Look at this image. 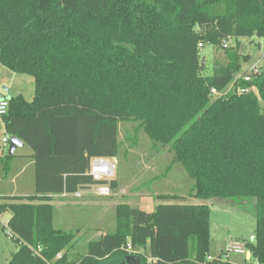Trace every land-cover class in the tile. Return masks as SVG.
<instances>
[{"label": "trees", "instance_id": "1", "mask_svg": "<svg viewBox=\"0 0 264 264\" xmlns=\"http://www.w3.org/2000/svg\"><path fill=\"white\" fill-rule=\"evenodd\" d=\"M246 37L264 39V0H0V64L35 83L33 100L12 97L3 117L35 167L34 195L0 204L11 214L0 230L18 245L7 264H228L207 261L210 207L176 194L159 195L153 213L118 205L115 232L72 259L77 233L55 228L52 197L106 183L92 179L90 163L119 165L125 122L155 152L169 148L171 165L194 180L190 198L254 201L247 247L264 264V69L240 82L250 92L215 97L241 55L224 49L227 64L206 76L199 48Z\"/></svg>", "mask_w": 264, "mask_h": 264}, {"label": "rangeland", "instance_id": "2", "mask_svg": "<svg viewBox=\"0 0 264 264\" xmlns=\"http://www.w3.org/2000/svg\"><path fill=\"white\" fill-rule=\"evenodd\" d=\"M224 42L225 40L220 46L205 44L200 50L205 66L204 75L212 76L217 66L227 64L224 54L226 48H223V44H228V48H234L240 53V72H249L254 66L259 67L260 70L264 69L263 38H227L226 43ZM26 78H30L34 83L32 77ZM29 99L28 101L33 100V98ZM3 124V118H0V187L1 181L5 179V173L11 171L9 169L3 171L10 161L6 157L9 155L11 143V141L8 145L3 143V139H10ZM120 141L121 158L114 177L118 184L116 191H112L109 196H101L96 191V185L95 192H91L89 197H82L79 200L66 199L68 204L63 203L60 206L58 203L61 202V198H53L55 228L77 233L74 250L69 252L73 260L85 255L88 242L115 232L118 205L128 204L144 212L153 213L161 204L158 200L159 195L176 194L186 198L184 204L210 207L211 240L208 256L214 260L211 263L257 264L253 257L248 261L245 254L250 253L247 243L255 239L256 219L253 200L233 202L190 198L189 193L194 180L179 165H171L173 154L168 147L163 148L160 153L155 152L154 144L146 134L129 122L120 124ZM29 152L31 148L25 145L16 152V156ZM108 182L110 181L99 186H109ZM33 191L31 189L26 193L34 195L35 191ZM80 202L83 204L80 205ZM2 203L0 199V204ZM10 218V213L0 215V221L5 226ZM230 243L243 245L244 253L229 252ZM17 250L18 245L8 237L7 231L0 230V264H7Z\"/></svg>", "mask_w": 264, "mask_h": 264}, {"label": "crops", "instance_id": "3", "mask_svg": "<svg viewBox=\"0 0 264 264\" xmlns=\"http://www.w3.org/2000/svg\"><path fill=\"white\" fill-rule=\"evenodd\" d=\"M26 77H28V75L14 73L0 64V100H9L12 97L18 96H21L26 100H30L29 98H34L35 84L30 78ZM3 126L5 130V124H3ZM11 138L12 137H10L8 143H4L3 139V143L5 145H8L11 141ZM25 145L26 144L23 142V145L19 146L16 149L13 154L14 157L9 161L10 165L7 164L10 167L11 173H5V179L1 181L2 186L0 187V199L3 202L6 198L32 196V194L26 192L31 189L35 191V167L32 158L34 154L33 150L31 149V152L26 153L25 155L16 156V152L22 149ZM4 170L5 167L3 168V171ZM94 187L96 188V185L80 189L76 194L73 195L62 194L54 196L52 197L51 204L53 203V198H61V202L58 203V205L60 206L63 203H65V205L68 204V202L65 201L66 199L79 200V198L82 197H89L91 195V192H95ZM82 204L83 203L80 202V205ZM249 256L251 257V253H249Z\"/></svg>", "mask_w": 264, "mask_h": 264}, {"label": "built area", "instance_id": "4", "mask_svg": "<svg viewBox=\"0 0 264 264\" xmlns=\"http://www.w3.org/2000/svg\"><path fill=\"white\" fill-rule=\"evenodd\" d=\"M224 43H226V40ZM199 48L200 49L204 48V45L199 44ZM223 48L227 49L228 44H223ZM260 71H261L260 68L257 66L252 67L249 72L239 71L238 73L234 75L233 81L224 91H217L216 89H213L211 93L215 97L226 96L229 93L234 92V91L239 94H246L250 92V89L241 87L240 82L241 81L251 82L252 77L258 74ZM9 108H10L9 100L7 99L0 100V118H3L8 115ZM8 142H9V139L7 138L4 139V143H8ZM116 168H117V164L114 163V161L111 158H94L91 160V163H90L89 175L92 177V179L95 182H107V181L111 182L112 180H114ZM96 191L101 196H109L111 193L110 186L97 185ZM7 235L10 239L12 240L14 239V235L10 231H7ZM127 250L129 252H132L133 251L132 246L129 245ZM228 251L241 254V253H244V246L238 243H230L228 246ZM39 252L40 251L37 252L38 255H39ZM245 254L247 256V260L249 261L251 259V257L249 256V252H246ZM207 261L211 263L214 260L208 256ZM152 262L153 260L149 259L148 264H152Z\"/></svg>", "mask_w": 264, "mask_h": 264}, {"label": "water", "instance_id": "5", "mask_svg": "<svg viewBox=\"0 0 264 264\" xmlns=\"http://www.w3.org/2000/svg\"><path fill=\"white\" fill-rule=\"evenodd\" d=\"M22 145H23L22 141H20L19 139L15 138V137H12L11 143H10V155L12 156L14 154V152L16 151V149ZM112 160L114 161V163L118 164V158H112Z\"/></svg>", "mask_w": 264, "mask_h": 264}, {"label": "flooded vegetation", "instance_id": "6", "mask_svg": "<svg viewBox=\"0 0 264 264\" xmlns=\"http://www.w3.org/2000/svg\"><path fill=\"white\" fill-rule=\"evenodd\" d=\"M133 264H141V262H139V260L133 262Z\"/></svg>", "mask_w": 264, "mask_h": 264}]
</instances>
